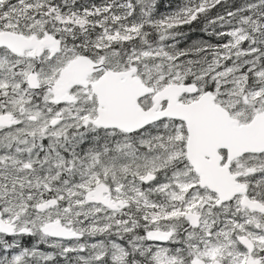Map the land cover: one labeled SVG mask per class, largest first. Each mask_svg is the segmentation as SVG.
Listing matches in <instances>:
<instances>
[{
    "label": "snow or ice",
    "instance_id": "obj_1",
    "mask_svg": "<svg viewBox=\"0 0 264 264\" xmlns=\"http://www.w3.org/2000/svg\"><path fill=\"white\" fill-rule=\"evenodd\" d=\"M0 264H264V0H0Z\"/></svg>",
    "mask_w": 264,
    "mask_h": 264
},
{
    "label": "trees",
    "instance_id": "obj_2",
    "mask_svg": "<svg viewBox=\"0 0 264 264\" xmlns=\"http://www.w3.org/2000/svg\"><path fill=\"white\" fill-rule=\"evenodd\" d=\"M163 10V9H162Z\"/></svg>",
    "mask_w": 264,
    "mask_h": 264
}]
</instances>
